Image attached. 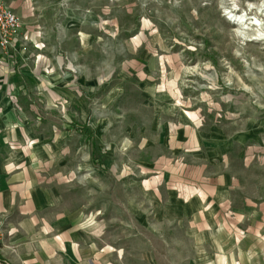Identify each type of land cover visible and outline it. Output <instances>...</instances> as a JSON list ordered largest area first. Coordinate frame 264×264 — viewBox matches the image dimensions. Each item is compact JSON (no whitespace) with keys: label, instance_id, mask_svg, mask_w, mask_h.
<instances>
[{"label":"rangeland","instance_id":"1","mask_svg":"<svg viewBox=\"0 0 264 264\" xmlns=\"http://www.w3.org/2000/svg\"><path fill=\"white\" fill-rule=\"evenodd\" d=\"M23 5L34 92L21 96L51 166L82 186L84 231L92 225L96 236L85 264H264V0ZM185 130L226 140L238 182L220 234L186 216L199 192L165 171H186L168 142ZM209 140L191 158L192 176L199 163L213 166Z\"/></svg>","mask_w":264,"mask_h":264},{"label":"crops","instance_id":"2","mask_svg":"<svg viewBox=\"0 0 264 264\" xmlns=\"http://www.w3.org/2000/svg\"><path fill=\"white\" fill-rule=\"evenodd\" d=\"M1 1L19 17L23 16V4L28 2ZM25 34L31 37L32 30L22 24L8 53L0 50V260L7 264H85L89 255V251L84 250L88 247L86 240L96 236L92 225L84 231L82 186L67 179L60 168L51 166V152L33 132L35 121L28 114L29 107L31 110L33 107L24 103L21 96L34 92L28 84V81L32 83L33 74L26 67ZM10 90L17 107L11 102ZM215 137L189 134L187 130L173 134L168 139L173 149L171 158H184L186 171L181 170L178 177L177 170L174 173L171 166L165 168L171 174L170 182L196 187L199 194L191 199L188 196L184 205L186 216L193 223L201 220L208 224L210 234L224 231V210L228 204L232 208L236 206L231 200L238 182L225 164L226 140ZM209 139L218 143L211 148L213 166L199 163V174L192 176L188 166L191 158L197 161L202 158L194 153L200 149V144H210ZM222 143L224 147H220ZM238 211L242 212L233 209L235 213ZM250 216L257 217V214L246 215V218ZM89 244L92 246L91 242ZM221 252L222 249H218V254Z\"/></svg>","mask_w":264,"mask_h":264},{"label":"built area","instance_id":"3","mask_svg":"<svg viewBox=\"0 0 264 264\" xmlns=\"http://www.w3.org/2000/svg\"><path fill=\"white\" fill-rule=\"evenodd\" d=\"M21 29L20 19L18 16L10 10L1 0H0V50L3 54H7L10 47L13 45L15 38L18 36ZM29 36L25 34L23 37L24 43L28 41ZM43 44L37 41L34 44V48L41 49ZM25 50V46L23 47ZM12 90L9 91L11 102L17 107V101L11 94ZM15 146L12 145V148ZM0 264H7L0 260Z\"/></svg>","mask_w":264,"mask_h":264},{"label":"trees","instance_id":"4","mask_svg":"<svg viewBox=\"0 0 264 264\" xmlns=\"http://www.w3.org/2000/svg\"><path fill=\"white\" fill-rule=\"evenodd\" d=\"M70 130L75 131L81 135H84L86 138L92 140L93 139V130L86 125L83 126H78L76 124H71L70 126Z\"/></svg>","mask_w":264,"mask_h":264},{"label":"bare ground","instance_id":"5","mask_svg":"<svg viewBox=\"0 0 264 264\" xmlns=\"http://www.w3.org/2000/svg\"><path fill=\"white\" fill-rule=\"evenodd\" d=\"M262 7H263V6H262ZM262 7H261V8H262ZM241 19H242V17H241ZM242 21H243V20H242ZM260 24H261V23H260L258 20H256V19H255L254 22H251V23H250V25H252V26H256V27L260 26Z\"/></svg>","mask_w":264,"mask_h":264}]
</instances>
